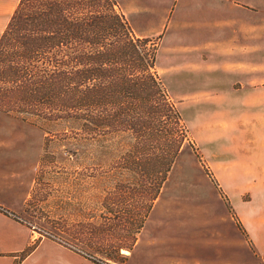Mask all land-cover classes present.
I'll return each instance as SVG.
<instances>
[{
    "label": "rangeland",
    "instance_id": "obj_1",
    "mask_svg": "<svg viewBox=\"0 0 264 264\" xmlns=\"http://www.w3.org/2000/svg\"><path fill=\"white\" fill-rule=\"evenodd\" d=\"M116 2L135 34L157 41L156 72L188 138L148 202L132 194L153 186L162 166H122L124 141L110 134L80 141L70 129L47 134L0 112V241L25 240L17 260L53 242L64 248V264H136L134 251L119 252H128L148 203L129 249L220 245L229 235L238 242L235 264H263L233 206L264 213V166L223 164L248 150L241 142L264 116V0Z\"/></svg>",
    "mask_w": 264,
    "mask_h": 264
},
{
    "label": "trees",
    "instance_id": "obj_2",
    "mask_svg": "<svg viewBox=\"0 0 264 264\" xmlns=\"http://www.w3.org/2000/svg\"><path fill=\"white\" fill-rule=\"evenodd\" d=\"M116 6V0H18L0 33V112L47 134L70 129L80 141L108 134L124 141L122 166H162L153 171V186L132 194L151 202L187 129L156 72L157 41L135 34Z\"/></svg>",
    "mask_w": 264,
    "mask_h": 264
},
{
    "label": "crops",
    "instance_id": "obj_3",
    "mask_svg": "<svg viewBox=\"0 0 264 264\" xmlns=\"http://www.w3.org/2000/svg\"><path fill=\"white\" fill-rule=\"evenodd\" d=\"M17 2L18 0H0V23L5 20L7 15L10 17L9 14L12 13ZM229 62L230 61L227 63ZM227 63L222 62L221 65L225 66ZM233 65L235 66L236 64L233 63ZM228 66L232 67V65ZM203 71H207L205 67ZM246 89H249V86H247ZM262 102L264 103V97ZM243 139L241 144L248 145V150H245L244 147L237 153L233 152V156L225 160L223 166H255V170L260 172L261 166H264V116L255 121L254 132ZM256 198L261 202V196H255V202H257ZM234 200L235 199L231 202H235ZM233 208L246 227L247 239L256 252H260L264 255V213H261V211L256 208L255 204L254 207L248 208V210H237L235 206H233ZM24 241L22 240V242L19 243L7 240L0 241V264H64V248L60 244H55L53 242L41 243V249L38 251H29L17 260L19 257L17 252L25 246ZM221 241L220 245L215 244L217 243V239H215L214 241L205 242L201 246L186 243H166L160 245L136 243L134 246L135 249L128 248V250L126 249L128 252H120V255L124 254L130 257L134 251L136 264L237 263V260H233V255L234 251L237 250L238 242L234 241L233 236L229 235L225 238H221ZM224 247L226 249H224ZM224 251H226V253ZM78 260L79 258L76 259V263H78Z\"/></svg>",
    "mask_w": 264,
    "mask_h": 264
}]
</instances>
